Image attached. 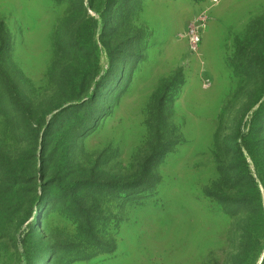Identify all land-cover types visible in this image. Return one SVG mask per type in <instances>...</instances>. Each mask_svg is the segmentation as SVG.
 <instances>
[{
    "label": "rangeland",
    "instance_id": "rangeland-1",
    "mask_svg": "<svg viewBox=\"0 0 264 264\" xmlns=\"http://www.w3.org/2000/svg\"><path fill=\"white\" fill-rule=\"evenodd\" d=\"M221 1L0 0V264H264V0Z\"/></svg>",
    "mask_w": 264,
    "mask_h": 264
},
{
    "label": "built area",
    "instance_id": "built-area-1",
    "mask_svg": "<svg viewBox=\"0 0 264 264\" xmlns=\"http://www.w3.org/2000/svg\"><path fill=\"white\" fill-rule=\"evenodd\" d=\"M213 4H217L219 0H210ZM203 25L195 24L187 27L185 33L183 34V38L186 39L190 46L198 47V45L202 41L203 36Z\"/></svg>",
    "mask_w": 264,
    "mask_h": 264
},
{
    "label": "crops",
    "instance_id": "crops-1",
    "mask_svg": "<svg viewBox=\"0 0 264 264\" xmlns=\"http://www.w3.org/2000/svg\"><path fill=\"white\" fill-rule=\"evenodd\" d=\"M220 1H221V0H220ZM220 1H219V2H220ZM230 1H231V0H229L227 4H229ZM219 2H218V3H219ZM234 2H236V4H237V5H236V10H237V9H243V8L246 7V6H245V0H237V1H234ZM222 3H223V1H221V4H222ZM221 4H220V5H221Z\"/></svg>",
    "mask_w": 264,
    "mask_h": 264
}]
</instances>
